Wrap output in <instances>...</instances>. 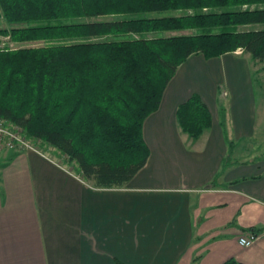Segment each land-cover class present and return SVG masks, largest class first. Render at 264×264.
Instances as JSON below:
<instances>
[{
  "label": "crops",
  "instance_id": "0c3cea01",
  "mask_svg": "<svg viewBox=\"0 0 264 264\" xmlns=\"http://www.w3.org/2000/svg\"><path fill=\"white\" fill-rule=\"evenodd\" d=\"M253 79L240 51L187 58L143 122L149 156L123 188L94 189L39 151L0 158V264H264V153L244 150L264 145ZM193 94L211 116L197 140L176 118ZM247 233L257 238L240 246Z\"/></svg>",
  "mask_w": 264,
  "mask_h": 264
},
{
  "label": "trees",
  "instance_id": "16d2710c",
  "mask_svg": "<svg viewBox=\"0 0 264 264\" xmlns=\"http://www.w3.org/2000/svg\"><path fill=\"white\" fill-rule=\"evenodd\" d=\"M0 36L15 45L0 49V119L118 189L144 167L143 122L187 58L241 51L264 71V0H0ZM176 118L193 140L211 126L195 94Z\"/></svg>",
  "mask_w": 264,
  "mask_h": 264
},
{
  "label": "rangeland",
  "instance_id": "374dc122",
  "mask_svg": "<svg viewBox=\"0 0 264 264\" xmlns=\"http://www.w3.org/2000/svg\"><path fill=\"white\" fill-rule=\"evenodd\" d=\"M106 19H110V18H103V19H100V20H106ZM250 28H257V27H247V28H242L243 30H247V29H250ZM4 48H9V49H13L15 48V45L11 42L10 38L8 36H0V49H4ZM241 52V51H240ZM261 68V65L256 62V61H253L252 60V71H253V80H254V84H253V89H254V94H255V98H256V102L258 104V107H259V104H261V102H263L264 100V92H261V89L259 88L258 86V75L255 70L257 69H260ZM257 80V81H256ZM264 91V90H263ZM259 110V108H258ZM261 112V111H260ZM258 117H262L259 113L257 114ZM260 119V118H258ZM2 120V119H1ZM3 124H5V126L9 127L11 130L15 131L17 134L16 135H20L28 144H30L33 148H35L37 151L39 152H43L44 154H46L48 157H51L53 159H55L59 164H62L64 161L65 158L63 157H59L53 149H51L50 147H47L45 145H42L40 142L38 141H34L32 139H30L26 132L24 131L23 128H17V127H14L12 123H9L5 120H3ZM254 143V144H253ZM252 144L250 143L249 145H246L245 144V147H244V150L245 151H249L251 152V155L255 156L257 154H261V153H264V145L262 144L261 145V140L260 138L256 137L254 139V142ZM7 153H15V152H7ZM1 154L0 155V158H3L5 157V155L7 154ZM259 154V156H260ZM235 158H231V160L233 161ZM240 159H247V158H240Z\"/></svg>",
  "mask_w": 264,
  "mask_h": 264
},
{
  "label": "built area",
  "instance_id": "2783aa9c",
  "mask_svg": "<svg viewBox=\"0 0 264 264\" xmlns=\"http://www.w3.org/2000/svg\"><path fill=\"white\" fill-rule=\"evenodd\" d=\"M13 126L20 128L15 125ZM16 134L17 133L15 131L5 126V124H3V120L0 119V155L7 152H37V150L28 144L19 134ZM256 238L257 235L254 233H247L238 239V244L243 247H249Z\"/></svg>",
  "mask_w": 264,
  "mask_h": 264
}]
</instances>
